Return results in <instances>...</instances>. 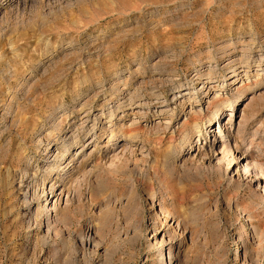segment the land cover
<instances>
[{
  "label": "rangeland",
  "instance_id": "1",
  "mask_svg": "<svg viewBox=\"0 0 264 264\" xmlns=\"http://www.w3.org/2000/svg\"><path fill=\"white\" fill-rule=\"evenodd\" d=\"M0 264H264V0H0Z\"/></svg>",
  "mask_w": 264,
  "mask_h": 264
},
{
  "label": "bare ground",
  "instance_id": "2",
  "mask_svg": "<svg viewBox=\"0 0 264 264\" xmlns=\"http://www.w3.org/2000/svg\"><path fill=\"white\" fill-rule=\"evenodd\" d=\"M234 73H236V71L234 72ZM151 93V92H150ZM237 102L238 101H231L230 103H229V110L230 109H233L232 108V106H236L237 105ZM228 109V108H227ZM90 112V111H89ZM89 112L86 114V115H88L89 114ZM222 113V108L220 107L218 110H217V114H219V113ZM224 113V112H223ZM50 189H52V190H50L51 191V193L54 195V194H56V192H55V187L52 185L51 187H50ZM62 193H63V191H61V193L58 195V200H59V197H60V195H62ZM164 256V255H163ZM163 259H166V257H163Z\"/></svg>",
  "mask_w": 264,
  "mask_h": 264
}]
</instances>
